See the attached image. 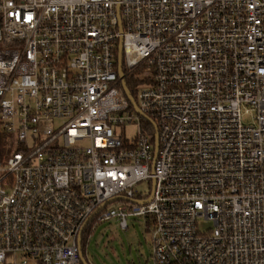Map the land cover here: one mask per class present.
<instances>
[{"label": "built area", "instance_id": "2783aa9c", "mask_svg": "<svg viewBox=\"0 0 264 264\" xmlns=\"http://www.w3.org/2000/svg\"><path fill=\"white\" fill-rule=\"evenodd\" d=\"M0 128V264L129 219L151 264H264V0H0Z\"/></svg>", "mask_w": 264, "mask_h": 264}, {"label": "rangeland", "instance_id": "374dc122", "mask_svg": "<svg viewBox=\"0 0 264 264\" xmlns=\"http://www.w3.org/2000/svg\"><path fill=\"white\" fill-rule=\"evenodd\" d=\"M135 133L134 127L127 128L128 138L135 137ZM136 189L145 196L150 192V184L141 183ZM128 223L127 231L119 229L113 221L98 225L87 244L86 260L90 264H151L152 235L146 221L129 219Z\"/></svg>", "mask_w": 264, "mask_h": 264}, {"label": "trees", "instance_id": "16d2710c", "mask_svg": "<svg viewBox=\"0 0 264 264\" xmlns=\"http://www.w3.org/2000/svg\"><path fill=\"white\" fill-rule=\"evenodd\" d=\"M140 71L137 72L135 75L129 76L126 80V84H127L128 88L131 91L133 96H135L134 87L138 86L139 84L142 83V81L138 78V75L141 73ZM124 72L126 73L125 68H124ZM143 123L145 124V126H148L149 128L152 129V126L148 122L144 121ZM153 134H154V131H153ZM16 148L17 147L15 144L14 137L12 135H8V134L4 133L0 128V158L8 157L9 155L12 154L13 151L16 150ZM91 234L92 233L89 234V237H91ZM85 237L87 238V240H85L83 243L82 252H83L84 259L86 260V249H87V244H89V243H87L88 234ZM86 262L88 264H90L87 260H86Z\"/></svg>", "mask_w": 264, "mask_h": 264}, {"label": "water", "instance_id": "95a60500", "mask_svg": "<svg viewBox=\"0 0 264 264\" xmlns=\"http://www.w3.org/2000/svg\"><path fill=\"white\" fill-rule=\"evenodd\" d=\"M120 27H121V24H120ZM118 74H119L120 78L123 80V88H124V91H125V93H126L128 99H129V101H130L131 104L135 107L136 111H137V112H138L143 118L147 119L146 116H145L144 114L141 113V111L139 110V108H138L137 105L135 104V101H134V99H133V97H132V95H131V92H130V90H129L127 84H126V81H125L124 72H123V41H122V40H120V44H119V54H118ZM155 139H156V155H157V153H158V136H157V135L155 136ZM118 200H124V199H122V198H115V199L109 201L106 205H108V204H110V203H112V202L118 201ZM88 223H89V222H88ZM88 223H86V226H87ZM86 226H85V227H86ZM84 229H85V228H84ZM82 235H83V231H82L81 237H82ZM79 245H80V249H81V248H82V240H81V238H80V241H79ZM81 260H82V263H83V264H88V263L86 262V260L84 259L83 253H81Z\"/></svg>", "mask_w": 264, "mask_h": 264}]
</instances>
